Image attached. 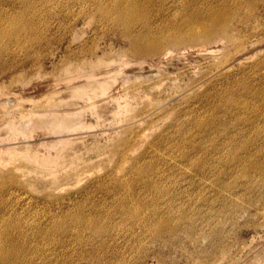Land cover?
<instances>
[{
    "label": "rangeland",
    "instance_id": "rangeland-1",
    "mask_svg": "<svg viewBox=\"0 0 264 264\" xmlns=\"http://www.w3.org/2000/svg\"><path fill=\"white\" fill-rule=\"evenodd\" d=\"M130 2L225 29L141 56ZM9 232L20 264H264V0H0Z\"/></svg>",
    "mask_w": 264,
    "mask_h": 264
},
{
    "label": "bare ground",
    "instance_id": "bare-ground-1",
    "mask_svg": "<svg viewBox=\"0 0 264 264\" xmlns=\"http://www.w3.org/2000/svg\"><path fill=\"white\" fill-rule=\"evenodd\" d=\"M136 2H130L127 7L118 6L116 16L124 25L126 33L133 38L132 50L141 56H158L165 54L174 47L184 45H199L204 41L214 39L220 31L225 29V12L213 10L199 21L191 22L185 19L175 30L152 35L151 26L143 30L137 28L140 20L146 17ZM203 19V20H202ZM167 52V53H168ZM0 233V264H20L11 245L10 235Z\"/></svg>",
    "mask_w": 264,
    "mask_h": 264
}]
</instances>
